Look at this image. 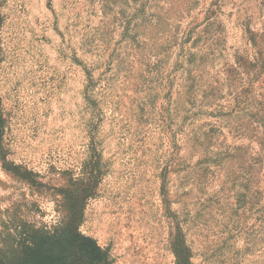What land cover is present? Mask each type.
<instances>
[{"label":"rangeland","instance_id":"rangeland-1","mask_svg":"<svg viewBox=\"0 0 264 264\" xmlns=\"http://www.w3.org/2000/svg\"><path fill=\"white\" fill-rule=\"evenodd\" d=\"M72 232L264 264V0H0V261Z\"/></svg>","mask_w":264,"mask_h":264},{"label":"trees","instance_id":"trees-1","mask_svg":"<svg viewBox=\"0 0 264 264\" xmlns=\"http://www.w3.org/2000/svg\"><path fill=\"white\" fill-rule=\"evenodd\" d=\"M53 239L45 233H37L12 261H0V264H92L103 260V254L96 243L78 233L72 232L69 240L56 247L52 245ZM64 247H69L73 255L67 257Z\"/></svg>","mask_w":264,"mask_h":264}]
</instances>
